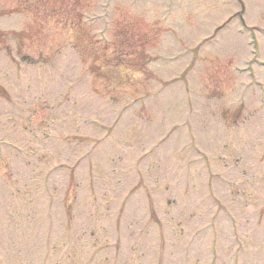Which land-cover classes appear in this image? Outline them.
I'll list each match as a JSON object with an SVG mask.
<instances>
[{
    "label": "rangeland",
    "instance_id": "374dc122",
    "mask_svg": "<svg viewBox=\"0 0 264 264\" xmlns=\"http://www.w3.org/2000/svg\"><path fill=\"white\" fill-rule=\"evenodd\" d=\"M0 264H264V0H0Z\"/></svg>",
    "mask_w": 264,
    "mask_h": 264
}]
</instances>
